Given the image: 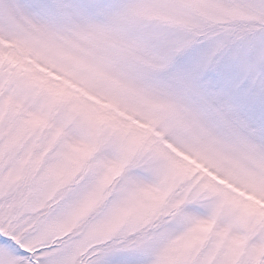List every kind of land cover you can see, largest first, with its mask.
<instances>
[{"label":"snow or ice","instance_id":"snow-or-ice-1","mask_svg":"<svg viewBox=\"0 0 264 264\" xmlns=\"http://www.w3.org/2000/svg\"><path fill=\"white\" fill-rule=\"evenodd\" d=\"M0 264H264V0H0Z\"/></svg>","mask_w":264,"mask_h":264}]
</instances>
